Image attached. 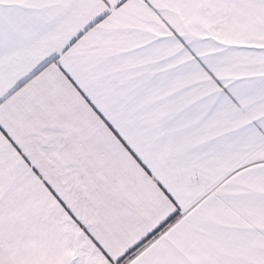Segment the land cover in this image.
Instances as JSON below:
<instances>
[{
  "label": "snow or ice",
  "instance_id": "6c2138e0",
  "mask_svg": "<svg viewBox=\"0 0 264 264\" xmlns=\"http://www.w3.org/2000/svg\"><path fill=\"white\" fill-rule=\"evenodd\" d=\"M0 264H264V0H0Z\"/></svg>",
  "mask_w": 264,
  "mask_h": 264
}]
</instances>
